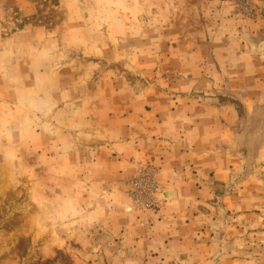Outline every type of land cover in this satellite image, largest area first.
<instances>
[{
    "label": "rangeland",
    "instance_id": "1",
    "mask_svg": "<svg viewBox=\"0 0 264 264\" xmlns=\"http://www.w3.org/2000/svg\"><path fill=\"white\" fill-rule=\"evenodd\" d=\"M263 35L264 0H0V264H264Z\"/></svg>",
    "mask_w": 264,
    "mask_h": 264
},
{
    "label": "built area",
    "instance_id": "2",
    "mask_svg": "<svg viewBox=\"0 0 264 264\" xmlns=\"http://www.w3.org/2000/svg\"><path fill=\"white\" fill-rule=\"evenodd\" d=\"M128 186L135 204L147 210L158 206V198L155 194L159 190V184L146 168L140 167L139 175L131 179Z\"/></svg>",
    "mask_w": 264,
    "mask_h": 264
},
{
    "label": "crops",
    "instance_id": "3",
    "mask_svg": "<svg viewBox=\"0 0 264 264\" xmlns=\"http://www.w3.org/2000/svg\"><path fill=\"white\" fill-rule=\"evenodd\" d=\"M168 144V143H167ZM165 162H169V159L165 158L164 159ZM164 170V169H163ZM169 173L171 175V171L170 169L164 170L163 174ZM125 173H122V175H124ZM164 176V175H163ZM169 180H167V178L165 177V179L163 181H161V183H163V185H165L168 189L164 190V193H167L170 197H173L177 187L174 186L175 181L170 180L171 178H168Z\"/></svg>",
    "mask_w": 264,
    "mask_h": 264
},
{
    "label": "water",
    "instance_id": "4",
    "mask_svg": "<svg viewBox=\"0 0 264 264\" xmlns=\"http://www.w3.org/2000/svg\"><path fill=\"white\" fill-rule=\"evenodd\" d=\"M250 45L252 47V51L257 54L264 53V35L259 36L257 38H250Z\"/></svg>",
    "mask_w": 264,
    "mask_h": 264
}]
</instances>
